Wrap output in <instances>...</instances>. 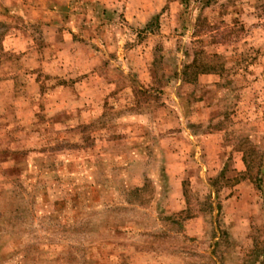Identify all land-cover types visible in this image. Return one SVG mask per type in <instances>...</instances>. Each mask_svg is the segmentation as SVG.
Masks as SVG:
<instances>
[{
    "label": "rangeland",
    "instance_id": "obj_1",
    "mask_svg": "<svg viewBox=\"0 0 264 264\" xmlns=\"http://www.w3.org/2000/svg\"><path fill=\"white\" fill-rule=\"evenodd\" d=\"M0 264H264V0H0Z\"/></svg>",
    "mask_w": 264,
    "mask_h": 264
}]
</instances>
